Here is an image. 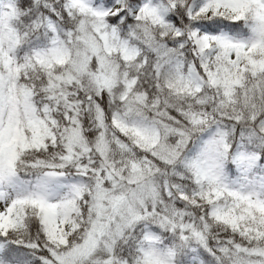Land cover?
Returning a JSON list of instances; mask_svg holds the SVG:
<instances>
[{
	"label": "clouds",
	"instance_id": "1",
	"mask_svg": "<svg viewBox=\"0 0 264 264\" xmlns=\"http://www.w3.org/2000/svg\"><path fill=\"white\" fill-rule=\"evenodd\" d=\"M200 3L0 0V17L7 19L10 4L19 11L10 21L18 39L4 40L3 49L13 65H32L18 82L33 89L43 134L37 146L26 133L14 179L0 184V204L42 189L68 216L69 245L57 251L83 242L98 223L101 242L83 264H264L219 251L228 240L257 244L216 219L212 210L226 197L210 202L209 194L264 182V97L257 93L245 104L237 89L231 103L223 89L209 87L202 61L214 71L218 50L213 43L201 52L190 34L226 26L197 15ZM54 46L63 59L45 61L41 54ZM49 72L64 78L56 99L43 90ZM145 129L148 139L137 134ZM241 154L253 155L252 166L240 163ZM8 239H38L44 251L35 210ZM4 264L37 261L28 249Z\"/></svg>",
	"mask_w": 264,
	"mask_h": 264
},
{
	"label": "snow or ice",
	"instance_id": "2",
	"mask_svg": "<svg viewBox=\"0 0 264 264\" xmlns=\"http://www.w3.org/2000/svg\"><path fill=\"white\" fill-rule=\"evenodd\" d=\"M9 7L10 11L5 14L7 19L0 17V65H8L6 72L0 71V184L14 179L18 150L28 146L29 137L26 133L31 132L32 143L37 146L43 139L40 123L34 116L31 100L33 89L18 82L21 73L27 75L32 65L30 62L13 65L3 49L4 40L12 45L18 39L10 21L19 15V11L12 4ZM188 11L191 15L192 9L189 8ZM199 14H207L214 22L226 26L223 31L217 28L215 32H204L200 35L197 29L190 34L200 46L201 52L209 49L213 43L218 50L214 71L209 70L202 61L209 87L223 89L224 96L231 103L236 102L237 89L240 91V100L245 104L257 93L264 97V0H201L197 8V15ZM122 15L124 13L109 19L115 22ZM41 56L45 61L51 57L63 59L64 51L54 46ZM63 79L49 72L48 85L43 90L51 92V98L56 99V89L60 86L59 81ZM60 95L65 96L66 93L61 90ZM137 134L143 139H148L147 129L143 132L137 131ZM239 159L242 165L248 167L254 162L252 154H241ZM221 195L226 197L227 202L214 208L212 214L232 232L257 244L255 247L252 244L245 247L228 240L225 241L227 246L221 247L219 251L225 255L234 252L237 255L264 260V247L259 243L264 242V182L226 192L210 193V202L213 196L219 198ZM2 196L3 193H0V197ZM30 209L35 210L41 230L47 239L44 251L40 250L38 239L26 243L8 239L11 233L26 228L27 211ZM67 221L66 211L60 205L49 202L40 188L0 204V264H4L5 259H11L13 255L19 258L20 252L28 249L36 257L37 264H53V259L55 264H83L101 242L103 226L94 223L83 242L60 252L57 249L69 245L67 233L63 228ZM104 246L111 248L112 241H104ZM105 264L113 262L106 261ZM240 264L244 262L241 261Z\"/></svg>",
	"mask_w": 264,
	"mask_h": 264
}]
</instances>
